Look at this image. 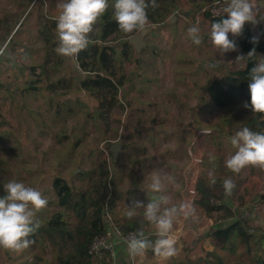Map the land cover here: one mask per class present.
Returning <instances> with one entry per match:
<instances>
[{
    "label": "rangeland",
    "instance_id": "374dc122",
    "mask_svg": "<svg viewBox=\"0 0 264 264\" xmlns=\"http://www.w3.org/2000/svg\"><path fill=\"white\" fill-rule=\"evenodd\" d=\"M16 2L17 0L15 3L11 0H0V45H6L0 56V184L5 185L10 180H15L42 192L48 204L46 208L37 213V218L61 211L52 190L51 183L54 177L63 178L73 188L90 190L96 187L101 173L109 170V174L106 173L104 176L111 183L110 189L118 192L120 197L121 191L124 190L122 186L125 187L129 178L133 181L136 176V170L133 169L132 164H126L125 161L122 166L120 165L121 139L119 138L123 135L120 131L121 129L123 131V127L126 126L130 134L128 143L131 145L136 142L137 136L130 131L138 129L136 121L139 116L146 124L149 118L158 113L157 115L167 119L166 126H172L179 137L187 135L190 142L186 149L187 157L177 161V164L186 163L184 174L188 180V188L186 187L185 191H188L191 184L193 187L191 191L195 194L197 176L203 170V164L215 160L214 154L218 151V147L224 164L230 155L235 154L237 149L230 142V138L235 134L231 137L216 135L218 140L214 144L208 138L212 127L223 116V111L220 110L213 117L207 128H201L206 115V108L200 111L202 104L198 99L201 92L222 72H232L234 69L232 65L236 58L234 52L222 54L212 44L211 26L208 19L203 18L199 23L203 38L200 45L192 42L188 35L190 26L180 17L166 21L165 25L147 24L143 28L147 30L141 37L143 45L138 52L131 45V58L123 62L120 70L125 77L122 88L123 96L121 95L124 107L114 109L112 119L106 129L102 123H94L85 115V104H89V100L87 97L78 95L77 92L78 81L83 73L76 65L75 57L68 58L57 53L59 41L56 28L52 29L57 42L55 56L46 65L42 57V43L33 40L38 29L36 11L40 9L43 18H50L56 23L57 18L50 17L48 11L38 4L25 7V4L21 5ZM194 6L195 0L191 2L178 0L177 7L174 9H178L181 15L185 12L193 14ZM259 6L263 15L264 0H257L258 10ZM261 28L264 34V22ZM229 38L235 39L236 37L233 38L230 35ZM113 44L116 45V42ZM259 62H264V56L258 57ZM31 65L40 66L39 79H33L25 70ZM62 77L70 83L68 90L66 89V95H61V92L65 90L48 93L44 89L45 85ZM30 85L36 86L39 90L28 91L27 88ZM167 91L173 94L172 97L168 96L172 101H166L167 96L162 95ZM192 98H195V101ZM148 103H152L151 107H147ZM66 104L73 107L69 113L66 110ZM236 110L239 113L235 115L237 123L233 125H240L248 118L249 111L243 106H237ZM199 118L202 120H198ZM143 127L145 126L140 128ZM197 131L203 132L200 148L196 150L194 145L191 148L189 144ZM118 141L120 142L119 149L116 157L113 158L109 148ZM170 144L174 146L173 141ZM206 154L209 160L203 162ZM192 160L196 166L191 171ZM243 170L237 174L228 169V176L235 183V179L244 173ZM153 173L154 171H148L146 174L151 176ZM262 174H255L254 177L259 178V184L251 190V197L246 202L234 197V188L231 196H225L223 199L226 204L221 202L224 208L217 213H212L211 216L203 215L209 219L207 223L203 221L205 218L203 219L198 213L194 218L185 220L187 225H184L181 220L178 221L174 226L178 249L176 256L163 260L155 253L152 254L153 251L149 249L141 256V262L143 264H167L173 260L177 262V259H183L185 264H203L200 260L205 258L206 249H211L205 242L207 232L211 229L208 223L212 222L215 217L224 224V227L238 219H245L250 231L256 234L263 232L264 205L258 206L255 202L256 195L264 191L261 190L264 172ZM122 175H124L123 181H121ZM217 175L215 173L211 177ZM184 195L186 200L193 203L192 194L189 198L186 192ZM119 197L113 204L112 210L115 217H119V212L126 207L125 202L123 203ZM248 208L256 209L257 215L254 214L250 218L242 216L243 211ZM228 209L231 211L229 218L227 217ZM140 210L138 209L136 217L134 216L139 221L144 219L143 212H139ZM67 220L73 229L77 220L71 214L67 216ZM145 225L146 228L141 229L144 233H150L151 237L148 238L154 241L157 238L155 228H149L153 225L148 224V221ZM192 231L197 232L198 235ZM194 240L196 241L194 246H190ZM248 245L249 247L236 242L225 250H217L215 255L222 259L223 264H255L259 253L256 252L251 241ZM54 256L49 246H45L42 250L34 243L22 252L0 248V264H55ZM101 256L102 262L103 260L109 262L104 254ZM100 259H90V264H103L99 261Z\"/></svg>",
    "mask_w": 264,
    "mask_h": 264
},
{
    "label": "trees",
    "instance_id": "16d2710c",
    "mask_svg": "<svg viewBox=\"0 0 264 264\" xmlns=\"http://www.w3.org/2000/svg\"><path fill=\"white\" fill-rule=\"evenodd\" d=\"M148 2V25L150 24L151 26L165 25L172 10L178 4V0H156L157 7L153 8L151 0H148ZM114 4L115 0H108L107 11L97 21L93 32L89 34V45L75 56V63L83 73L78 81L77 92L78 95L87 97L89 100V104H85V115L94 123H102L106 129L112 119L114 109L123 106L121 95L123 96L122 88L125 83V77L120 73V70L123 62L128 61L132 55V47L127 37L138 31L125 33L119 29L114 18ZM36 18L38 29L34 34L33 40L42 43V57L46 65L55 56L57 42L56 35L52 33V29L56 28L57 23L50 18V20L43 18L40 9L36 11ZM222 18L208 20L210 26L213 22ZM258 19H260L259 24L256 23V25L259 31L262 32L261 24L264 22V14H261L260 6ZM249 29V26L244 27L242 35L235 38V40L238 51L250 52L255 48L256 55L252 58L245 56L243 68L235 67L230 73L222 72L216 80L210 81L204 87V94L200 98L202 105H206L208 108H218L224 112L219 122L212 127L211 134L208 137L213 144L218 140L216 135L231 137L232 134H235L236 131L243 127L264 133V113L252 111L249 91V73L256 66L257 55L264 53V40H256V43H252L253 39L249 36ZM114 42H116V45L113 44ZM234 53L236 56L237 52L235 51ZM25 70L33 79L40 78V66L31 65L26 67ZM229 70L231 71V68ZM68 82L67 79L62 77L55 82L48 83L44 89L48 93H57L58 90H65L61 92V95L64 96L66 95V89L68 90L70 86ZM27 90L35 92L39 89L34 85H30ZM245 104H248L246 108L249 111L248 118L240 125H233L237 123L235 115L239 113L237 110L235 111L236 107H244ZM151 105L152 103H148L147 107H151ZM65 106L68 113L72 111L73 107L70 104ZM157 114L149 118L146 124H144L141 116L138 117L136 121L138 129L135 128L130 131L137 136V140L131 145L128 143L129 129L126 126L123 127V131L121 129L120 132H123V135L119 138V140L121 139V166L126 161V163L133 165V169L137 168L146 171V173L148 171H158L155 169L152 163L153 158L150 156L152 152H155L157 142H161L160 146H163L164 149L168 148L166 143L168 138L176 139L179 142L178 147L186 142L188 138L186 134L179 137L172 126H170L171 130L169 131L166 126L167 119L165 120ZM170 125L172 124L170 123ZM141 126L146 128L143 127L141 129ZM154 140L157 142H152ZM217 150L214 154V161L208 162L209 156L207 154L204 155L203 162L208 163L203 164V170L197 176L195 185L193 205L196 208V213L207 217L224 208L223 203H221L226 196L223 181L229 178L228 168L223 163V156L219 152V147ZM138 151L142 155H146V157L138 160L135 155ZM124 156L128 158L125 159ZM106 173L108 175L109 170H106ZM106 173H101L96 187L90 190L73 188L61 177L52 179V190L61 211L54 212L49 216L39 217L41 226L30 239L42 250L45 246H49L55 254V264H90V256L87 254V249L93 238L102 232L105 215H109L115 227L122 233L130 231L136 233L142 230L141 228H146V222L143 224L133 218L129 219L127 217L120 222H116L112 209L119 194L110 189L111 183L104 176ZM215 173L218 175L211 177ZM213 180L215 183H213ZM3 189L4 185L0 184V196L5 194ZM255 202L258 206L264 205V191L256 195ZM69 214L73 215L77 220V224L73 229L67 220ZM230 215L231 211L228 209L227 217L229 218ZM147 234L145 233V236L149 237L150 235ZM207 239L211 249L206 251L205 258L200 260L203 264H223L222 259L215 255L217 250H225L229 245L236 242L249 247V241L252 242L256 252L259 253L255 259V264H264V230L258 234L250 231L245 219L231 222L222 229L212 230L207 235ZM150 251L152 250L150 249ZM104 255L106 257L107 252ZM100 262H102V259H100ZM175 262L173 260V262H167V264H185L183 259H177V262ZM102 263L110 264V262L105 260Z\"/></svg>",
    "mask_w": 264,
    "mask_h": 264
},
{
    "label": "clouds",
    "instance_id": "9594fccd",
    "mask_svg": "<svg viewBox=\"0 0 264 264\" xmlns=\"http://www.w3.org/2000/svg\"><path fill=\"white\" fill-rule=\"evenodd\" d=\"M151 6L157 7L156 0H151ZM148 7V0H115L114 18L119 29L125 33L143 29L148 24ZM58 8L56 32L59 43L56 51L61 56L73 58L89 45V34L107 11L108 0H61ZM258 12L257 0H228L223 9V18L211 24L212 44L222 54L238 51L237 42L230 39V35L239 37L246 23H258ZM188 35L194 44L202 43L199 21L188 29ZM256 42L253 38L252 43ZM255 55L253 48L247 58ZM244 59L241 55L237 56L236 61ZM249 79L251 109L255 113H264V62H259L251 70ZM244 107L247 108L248 104ZM230 142L237 149L225 161V166L231 172L238 174L249 166L264 168V133L243 127L235 132ZM174 183V178L162 175L160 170L154 171L148 187L159 195L146 205L134 201L128 207L129 219L137 214L138 209H143L144 219L155 227L157 235L153 241L142 230L130 234L125 241L130 255L142 256L151 249L158 257L168 260L178 254L174 226L180 220L194 218L196 208L190 200L176 204L170 195L163 194L166 184ZM223 188L225 195L231 196L235 188L234 181L225 179ZM3 190L5 194L0 196V248L22 252L34 243L30 237L41 226L37 213L47 207L48 200L36 188L15 180L6 183Z\"/></svg>",
    "mask_w": 264,
    "mask_h": 264
},
{
    "label": "crops",
    "instance_id": "0c3cea01",
    "mask_svg": "<svg viewBox=\"0 0 264 264\" xmlns=\"http://www.w3.org/2000/svg\"><path fill=\"white\" fill-rule=\"evenodd\" d=\"M11 1L13 3H15V0H11ZM17 2H19V4H21V5L25 4L24 5L25 7L33 4L32 0H24V1L23 0H17ZM60 2H61V0H52L48 4V7L46 8V10L48 11V14L50 15V17H52V18L54 17V19L58 17V15H59L58 4ZM185 15L188 16L190 14L188 12H185ZM173 19H175V18H173ZM248 32H249V36L252 39L257 37V36H260L259 38L257 37L256 40H260V41L264 40V34H263V32L259 31L256 24H253L250 27ZM236 52H237L236 58H237V56H241V55L244 57L248 56V53H249V52H242V51H236ZM260 56L263 57L264 53L257 55L256 65L258 64V57H260ZM236 58L234 59L235 62H234L233 67L234 68L235 67L243 68V66H244L243 60L236 61ZM203 94H204V92L202 90L201 96L199 95L200 98L203 96ZM162 95L167 96L166 101H172V99L170 97H172L173 94H171L169 91L162 93ZM168 96H170V97H168ZM200 98L198 99L199 101H200ZM192 100L195 101V98H192ZM157 101H159V100H157ZM202 108H206V112H205L206 115H205V118L203 119V121L201 123V128H207L209 126L208 124L211 122L213 117H215L219 113L220 110L218 108H208V106H206V105H201L200 111L204 110ZM201 118H203V117H201ZM201 118H199L198 120H202ZM167 128L169 131L171 130L169 126ZM171 141L174 142V146L170 144ZM188 141L189 140L187 138L186 142L182 143L181 146L178 147L179 142L176 139L168 138V141L166 142L168 148H166V149H164L163 146H160L161 142H157L155 140L152 141L154 143L157 142L155 152H152L150 154V156L153 158L152 163H153L155 169L160 170L162 175L167 174L168 176L174 178V180H175L174 184H166L165 192L163 194L170 195L172 198V201L176 204H179L183 200H186L184 198V196H185L184 193L185 192L187 193V190L185 191V189L188 188V186H187L188 180L184 174V168H185L186 163L185 164H182V163L177 164V161H181L187 157L186 149L188 148V143H190ZM189 145L191 146V144H189ZM191 148H192V146H191ZM135 155L137 156L138 160L146 157V155H142V153L139 151ZM155 156H157L158 158ZM160 158L165 159V160H162V161L158 160ZM126 164H128V163H126ZM135 170H136V172H135L136 176L134 177V180L132 181V179L129 178V180L127 179L128 183L125 185V187L122 186V188L124 190L121 191V195L119 198H121L123 203L125 202L124 206H126V207L124 208V210H121L119 212V214H118L119 217L114 216V219L117 220L116 222H120L122 219L128 217L127 216L128 207H131L133 205L134 201H141L146 205L149 202V200H151L155 196L159 195V194L153 193L149 190L148 186L151 182V176H148L146 174V171H142V170H139L137 168ZM243 171H244V173L235 179V190H234L233 194H234V197H237V199L240 198L243 200V202H246L251 197V194H250L251 190L253 188H256V186L259 184V178H255L254 177L255 174L257 173L258 175L259 174L263 175L262 173L264 172V168L249 166V167L244 168ZM253 172H254V174H253ZM121 178H122L121 181H123L124 175H122ZM261 190H264V181H263V187ZM191 197L194 199L195 194L193 193L191 195ZM223 203L226 204V201L225 202L223 201ZM139 212H143V209H141ZM199 216H201L203 219L205 218V217H203V215H199ZM135 217H132V218L135 219ZM216 218L217 217L213 218L212 219L213 221L208 223V225L211 227V229L208 230V232H207L208 234L210 232H212V230L224 228V224L221 223ZM140 221L143 224L145 222H147L144 219H140ZM203 221H205V223H207L209 221V219L205 218ZM181 222L184 225L185 224L187 225V222L185 220H181ZM182 223H180L181 226H182ZM148 224H149V222H148ZM153 227L154 226H151L149 228H153ZM190 230H191V228H190ZM192 232L195 233V235H198L197 232H195V231H192ZM147 235H150V233H148ZM195 240L190 243L191 244L190 246H194L195 242L197 241V240L196 241ZM205 242H206V244H209L207 237L205 238ZM206 250L209 251L208 249H206Z\"/></svg>",
    "mask_w": 264,
    "mask_h": 264
},
{
    "label": "built area",
    "instance_id": "2783aa9c",
    "mask_svg": "<svg viewBox=\"0 0 264 264\" xmlns=\"http://www.w3.org/2000/svg\"><path fill=\"white\" fill-rule=\"evenodd\" d=\"M51 1L52 0H33L32 3L38 4L42 6L43 9H46ZM227 2L228 0H196L193 14L187 16L184 13L183 15H181L178 9H174L166 21H169L170 19H173L175 17H180L188 26L191 27L197 21H199L200 23L203 18H206L208 20L221 18L223 17V9L226 6ZM252 25L253 24L246 23L244 27H251ZM5 47V44L0 45V56L3 53ZM202 132L203 131H197L194 135V139L191 141V146L194 145L196 150L200 148ZM194 160H192L191 162V171L194 170L196 166L195 163L193 164ZM191 190H193L192 185L189 186V189L187 191L188 197L194 193V191ZM254 214L257 215V210L254 208H248L245 209L241 215L250 218ZM133 233L134 232L131 231L122 233L115 227L109 215H105L102 225V232L93 238L91 244L87 249V254L90 256V259H100L102 257L101 254L103 255L105 254V252H107L106 258L108 259L110 264H143L140 260L141 256L134 257L129 254L127 245L125 243L129 235Z\"/></svg>",
    "mask_w": 264,
    "mask_h": 264
},
{
    "label": "water",
    "instance_id": "95a60500",
    "mask_svg": "<svg viewBox=\"0 0 264 264\" xmlns=\"http://www.w3.org/2000/svg\"><path fill=\"white\" fill-rule=\"evenodd\" d=\"M173 20V19H172ZM147 30L145 29H142L141 31H139L138 34H135V35H132L130 37H128V42L130 45H132V47L134 48V50L136 52L139 51V49L141 48V46L143 45V42L141 40V37L144 35V33L146 32ZM119 145H120V142L118 141L117 143L113 144L110 146L109 148V152H110V155L115 158L116 155H117V151L119 149Z\"/></svg>",
    "mask_w": 264,
    "mask_h": 264
}]
</instances>
